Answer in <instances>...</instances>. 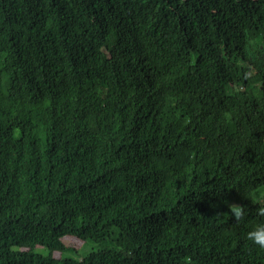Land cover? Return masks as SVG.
I'll return each mask as SVG.
<instances>
[{
  "label": "trees",
  "instance_id": "trees-1",
  "mask_svg": "<svg viewBox=\"0 0 264 264\" xmlns=\"http://www.w3.org/2000/svg\"><path fill=\"white\" fill-rule=\"evenodd\" d=\"M260 207L264 0H0V264H264Z\"/></svg>",
  "mask_w": 264,
  "mask_h": 264
},
{
  "label": "clouds",
  "instance_id": "clouds-1",
  "mask_svg": "<svg viewBox=\"0 0 264 264\" xmlns=\"http://www.w3.org/2000/svg\"><path fill=\"white\" fill-rule=\"evenodd\" d=\"M153 43H154L153 45H155V47L157 48L158 47L157 44L159 43H156L155 40H153ZM123 46L124 48L128 50V56H130L135 62H138V63L143 60L146 61L147 58H150V57L152 58V56H154L155 54V51L150 46L148 47L151 52V55H148L145 52H143L142 49L140 48V42L136 40L135 38L124 39L123 43L121 44V47ZM148 77L151 79L152 75L150 74ZM226 112L228 116V118L224 119L226 124L221 123V126L228 127L229 133L231 134V136L234 137L236 129L230 126L231 114L227 110ZM139 130H140V127H139ZM194 158H196V161H197L198 153L196 151H194L189 157L190 160ZM229 210H230L231 215L235 219L241 218L244 212V209L239 204H236V203L230 204ZM258 215L260 216V218L264 220V207H260L258 209ZM245 238L251 241L253 245H256L259 248L264 249V224L258 225L256 228L246 232Z\"/></svg>",
  "mask_w": 264,
  "mask_h": 264
}]
</instances>
